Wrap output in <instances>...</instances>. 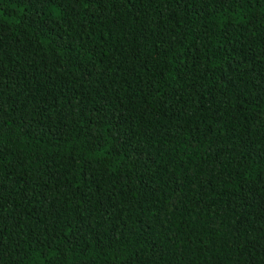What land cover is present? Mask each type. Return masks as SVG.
<instances>
[{"label":"trees","instance_id":"1","mask_svg":"<svg viewBox=\"0 0 264 264\" xmlns=\"http://www.w3.org/2000/svg\"><path fill=\"white\" fill-rule=\"evenodd\" d=\"M0 264H264V0H0Z\"/></svg>","mask_w":264,"mask_h":264}]
</instances>
